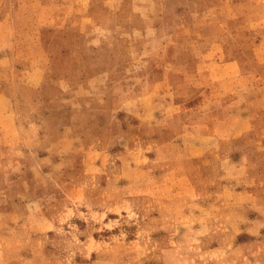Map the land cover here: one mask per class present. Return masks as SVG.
Here are the masks:
<instances>
[{
	"label": "rangeland",
	"instance_id": "obj_1",
	"mask_svg": "<svg viewBox=\"0 0 264 264\" xmlns=\"http://www.w3.org/2000/svg\"><path fill=\"white\" fill-rule=\"evenodd\" d=\"M0 264H264V0H0Z\"/></svg>",
	"mask_w": 264,
	"mask_h": 264
}]
</instances>
